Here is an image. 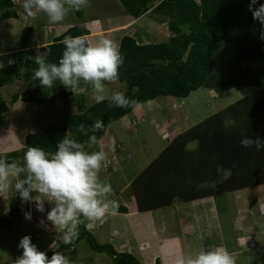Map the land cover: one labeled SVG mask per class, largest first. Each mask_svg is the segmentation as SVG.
I'll list each match as a JSON object with an SVG mask.
<instances>
[{"label":"trees","instance_id":"1","mask_svg":"<svg viewBox=\"0 0 264 264\" xmlns=\"http://www.w3.org/2000/svg\"><path fill=\"white\" fill-rule=\"evenodd\" d=\"M125 11L139 17L153 5L151 12L167 19L170 36L164 42H138L124 35L119 51L124 58L119 68V82H124L123 93L130 99L145 101L158 96L184 98L200 87H255L252 92L222 109L215 111L190 128L175 135L131 182L140 210L169 206L174 201H190L209 195L215 196L264 183V149L244 148L243 137L264 141V41L260 25L248 10L249 0H118ZM264 3V0H259ZM17 17L12 0H0V20ZM186 25L187 31L181 26ZM88 31L77 24L69 26L41 50L46 63H57L66 35H86ZM38 68L33 58L13 61L0 67V89L14 79L25 82L22 100L43 104L51 99L73 95L59 82L52 89L42 88L32 75ZM83 87V85H82ZM18 99L13 94L11 102ZM8 110V103L0 91V113ZM131 111L130 108L110 107L109 102H93L82 111L72 113L62 122L48 125L39 133H28L25 145L4 155L9 162L19 158L28 146H38L46 152H55L56 145L71 132L77 142L87 137L76 131L83 123L91 126L96 119L103 120L105 130L95 133L103 137L110 122ZM92 133H89L91 135ZM196 141L197 146L188 148ZM157 164V165H156ZM235 165V167H233ZM231 168L232 175L222 181L217 167ZM23 178V174H21ZM208 182L209 186L200 185ZM30 202L22 203L18 194L11 197L8 215L0 217V226L11 230L16 216L29 213ZM220 208V207H219ZM122 212L124 207H119ZM221 213V212H220ZM224 218V217H223ZM81 240L95 252H106L113 264H142L128 251H116L110 243H98L92 232L83 225L73 244H59L54 250L43 251L50 258L54 251L73 248ZM154 264H160L156 257Z\"/></svg>","mask_w":264,"mask_h":264},{"label":"rangeland","instance_id":"2","mask_svg":"<svg viewBox=\"0 0 264 264\" xmlns=\"http://www.w3.org/2000/svg\"><path fill=\"white\" fill-rule=\"evenodd\" d=\"M12 1L18 10L21 6L20 0ZM99 2H102V0H90L89 8L91 12L96 13L100 11V13H104L103 11L105 9L104 7H101ZM118 2V0H112L109 6L114 8ZM88 11L89 10L81 11V16L85 17L88 14ZM79 18H81L80 15L77 13L75 14V11L69 8L68 15L64 21L69 22L71 19ZM46 20L47 17L43 13H38L35 19L29 18L26 14H24L21 15L20 18L13 19L11 21L2 20L0 22V49L3 50L9 47H16L20 44L32 43L33 37L30 36L29 27L33 29L32 34L36 32V36L34 35V38L37 37L36 42L39 43L42 35L40 25L46 22ZM11 22L13 23V27L9 28L7 25L12 26ZM165 25L167 35H164L162 34V31H159L154 33V35L147 34L144 37V40L147 42L167 41L171 33L168 31L167 22ZM181 28L183 31H187L186 25H182ZM95 33L97 34L98 32ZM12 55L13 54H8L6 57H13L14 55ZM23 59L24 58L19 55L15 56L16 61ZM25 87L26 84L24 81L14 79L11 83L5 84L0 89L3 99L9 104L8 111L0 113V127H6L8 129L12 124L13 126L11 127L14 131L11 132L6 130L5 134L10 137V141H12L13 137H15L12 142L16 140L19 143L17 148L13 146L14 144L4 148L0 146L4 149L0 148V156H3L9 151L19 150L22 148L25 145L24 137L26 134L39 133L48 125L56 122H62L70 114L82 111L85 107L96 101L90 95V91L87 86H84L85 90L77 95H71L64 99H51L50 101L38 105L33 102H26L22 100V91ZM125 89L126 87L124 82L116 81L114 83H109L105 86V95L107 97L112 91L123 92ZM246 91V87L227 86L211 89L200 87L199 89L191 92L189 96L181 98L183 100L181 105H179L180 100H177L175 97L169 95L158 96L151 99L155 102L151 110L142 109V112L144 113V120L137 121L136 123V119H133L132 122L134 123H131V116L133 115L131 113L133 112L131 109V111L127 113V117L121 119L120 121L119 119L114 121L111 127L106 128L103 137L98 139V144L90 145L88 142H84L83 144L85 145V150L89 152L100 149H112V151H109L108 153V160L102 165L98 173V179L101 182L108 179L111 183L112 194L110 198L117 200L119 206H123V201L127 200L126 198L129 199L132 197L134 199L135 196L132 195L133 186L129 183L132 182L134 177H136L151 161L159 157L161 151L171 142L174 135L190 128L192 125L208 117L215 111L233 103L234 100L243 95ZM13 94H17L18 97H21V99L19 97V100L17 99L16 102L12 103L11 98ZM126 118L129 119V125L125 122ZM168 119H173V123H168ZM121 121H123L122 126L120 125ZM164 121L166 125H163ZM110 135L114 136L112 146L109 143ZM195 146H197V142L193 141L188 144L187 147L193 148ZM114 168L116 169L114 170ZM207 183L208 182H203L200 186L202 188L209 186ZM262 187L264 188V185H262ZM257 188L258 187L256 186L253 188L250 187L248 190H242L243 196L241 197L243 198L235 192L229 195L223 193L225 194L223 197L221 194L219 195L221 229L224 231L226 240L228 241L227 245L224 242L220 244L214 243L217 241L216 239L218 236H214L215 239H208L209 234H218V229L220 228L219 221L216 230L212 228V232H210L209 227L203 226L205 230H203L204 234L186 235L184 237V247L186 251L184 250L183 254L178 252V254H194L198 251L195 250L196 247H204L207 249L211 246H223L230 252H234L236 254V264H264V247H248L245 243L239 245L238 242L239 239L246 234V232H249L250 235L253 236H259V233H262L264 230V215H262L259 211H254V214L252 213V217L244 218L242 223L240 220L241 217L239 218L236 215L237 208L239 209L237 213L241 212L246 216L251 215V207L245 206L244 202L248 199L247 197L251 196L249 197L250 201L254 200L255 203H259L263 196L259 194ZM120 190L122 191L119 192ZM8 193L0 194V213L5 211L6 215L8 213L7 209L9 201L15 192ZM32 195H36V193H32ZM225 197L227 202H225ZM230 204H233V211L230 214L231 217L229 216L230 211H227L230 208ZM29 206H31V210L33 211L31 220H27L25 217L16 216L15 224L11 230H7L0 226V264H13V261L22 254V250L18 248V244L25 235L31 237L32 243L35 244L40 251L52 250L49 245L52 244L53 240H57L58 246L61 244L57 239L59 234L56 229L46 221V215H40L36 210L34 203L30 202ZM257 209L258 208L255 207V210ZM48 210H50V205L46 203L45 212ZM174 213L175 211L173 210V213H171L172 217L174 216ZM40 216L42 217L40 220H45L44 226H41L39 223L40 220H37ZM111 216L112 215H107L103 221L95 223L97 229V224L100 226V230H94L95 228L93 227L90 231L98 243H110L116 250V240H110L109 219ZM140 216V220H137L140 225L136 223V226L131 225L130 228H121L119 239L122 240L124 245H136L138 242H143L144 239L142 236H145L151 228V225L148 223V213L146 212L144 215ZM177 220H180V218ZM117 221L121 224L125 222V219L120 217ZM243 223L245 228L255 223L257 226L259 225L258 227L262 230L249 228L244 230L242 226ZM176 226L177 225L174 224V221H172L167 224L165 228L163 227L165 235L176 234ZM208 230L209 233L207 234ZM255 240L256 239H254L253 242ZM206 242L212 244L206 245ZM249 243L252 244V241ZM259 243L264 242L257 240V244ZM148 250H143L142 253L144 254L149 252ZM62 253L69 256L74 264H113L110 256L106 252L93 251L87 245L85 240H81L76 246L63 251ZM164 257L165 256H163V258Z\"/></svg>","mask_w":264,"mask_h":264},{"label":"clouds","instance_id":"3","mask_svg":"<svg viewBox=\"0 0 264 264\" xmlns=\"http://www.w3.org/2000/svg\"><path fill=\"white\" fill-rule=\"evenodd\" d=\"M20 2L27 17L35 19L38 13H43L49 24L62 22L68 15L69 8L80 11L90 6V0ZM248 10L252 13L253 20L259 22V38L264 41V3L249 0ZM61 44L64 51L58 64L46 63V54L35 57L38 68L32 79L39 81L42 88L52 89L59 82L73 95H77L85 90L83 85L87 86L90 95L97 102L107 99L110 107L130 108L133 112L152 109L155 103L153 100L130 99L121 91H112L106 97V84L118 81L119 68L124 62L119 46L113 40L101 38L95 43H89L87 36L66 35ZM9 63L13 61L9 60ZM112 123L114 122H110L108 127ZM101 130H105L101 119H96L90 128L81 123L76 129L87 137L90 145L99 143L95 133ZM240 144L244 148L254 146L257 151L264 149V141L258 138L243 137ZM56 149L55 152H46L41 147L28 146L21 157H13L10 162L7 155L0 156V194L15 192L22 203H34L40 213H45L46 203L50 205L46 221L56 229L60 243L68 245L78 239L80 225L91 230L96 222L103 221L107 215H116L119 203L110 198L112 186L109 180L101 182L98 179L99 170L108 160V153L112 149L86 151L85 145L77 142L71 132L58 141ZM217 173L222 181H227L232 170L218 166ZM31 218L30 213H25V219ZM39 223L44 226L45 220L42 219ZM49 247L56 249L57 240H53ZM18 248L22 250V254L13 264H74L69 256L60 251H54L49 258L32 243L28 235L19 241ZM175 264H236V254L223 246H214L200 249L194 254L181 255Z\"/></svg>","mask_w":264,"mask_h":264},{"label":"crops","instance_id":"4","mask_svg":"<svg viewBox=\"0 0 264 264\" xmlns=\"http://www.w3.org/2000/svg\"><path fill=\"white\" fill-rule=\"evenodd\" d=\"M95 1V0H94ZM112 0H102V2H99L101 7H104V13H100V11L94 13L90 11L89 7L83 8L80 11H75V14L77 13L80 15L81 18L79 19H71V21L66 22L62 21L57 24H49L48 21L42 23L40 25V28L42 29V35L40 37V42L37 43V37L34 38V35L36 36V32L33 33V29L29 27V33L31 34L30 36L33 37L32 43H27V44H20L16 47H9L5 49H0V64L5 65L9 63V60L11 61H16L15 56L19 55L21 57L25 58H33L40 54L41 55V50L43 47H45L48 43L52 41L54 37L57 35L61 34L64 30H66L69 26L77 24L82 28H85L88 33L85 35L88 37V42L89 43H95L97 40L101 38H108L113 40L117 45H119L120 39L124 35H131L138 42H147L144 40V37L149 34V35H154V33H157L159 31H162L164 35H167V31L165 30V23L167 22V19L163 15H156L151 12V9L154 7L155 4H153L147 12L142 14L139 17H133L130 14H128L123 6H121L120 2H118L117 5L114 6V8L110 7L109 4L111 3ZM21 5V4H20ZM16 8V7H15ZM67 8V7H66ZM107 8V9H106ZM85 10H89L87 15L85 17H82L80 12ZM24 10L22 6H20L17 10V17H12L8 19H1L2 20H13V19H18L21 17V15H24ZM150 19V20H148ZM98 21V23L96 22ZM159 22V23H158ZM12 23V22H11ZM9 28L13 27L11 25H7ZM169 31V30H168ZM95 32H98L97 34ZM161 34V35H162ZM38 35V34H37ZM101 35V36H99ZM46 36V37H45ZM169 38V37H168ZM93 39V41H92ZM168 40V39H167ZM22 49V50H21ZM23 52V53H22ZM8 54H13L12 56L14 57H6ZM23 59V60H24ZM84 87V86H83ZM247 91L238 97L236 100L252 93L255 92L256 88L255 87H246ZM210 89V88H208ZM24 91V90H23ZM22 91V93H23ZM193 92V91H192ZM191 93V92H190ZM242 94V93H240ZM264 95V91L262 92L261 96ZM189 96V95H188ZM20 97V96H19ZM18 97V98H19ZM173 97V96H172ZM177 100H180V104H182L183 100L180 97H175ZM185 98V97H184ZM21 99V97H20ZM19 100V99H18ZM234 100L233 102H235ZM178 106V105H177ZM173 107V106H172ZM179 107V106H178ZM9 108V104H8ZM8 111V110H7ZM144 111V110H143ZM133 115L131 116V123L133 119H136L137 121H142L144 120L143 117V112L142 110H138L136 112H131ZM127 117V114L124 115L119 119H124ZM125 122L129 125V119L126 118ZM173 123V119H168V123ZM157 124V123H156ZM166 125L165 121L163 122V125ZM120 125H123V121H121ZM13 126L12 124L9 126L7 129L6 127H0V146L1 147H7L10 146L11 144H14L16 148L19 146V143L13 139L10 141V137H8L5 133V131H14L12 129ZM193 126V125H192ZM178 134V133H177ZM175 136V135H174ZM114 136L110 135L109 138V143L112 146ZM0 147V148H1ZM1 148V149H3ZM4 150V149H3ZM112 151V150H111ZM110 151V152H111ZM116 168H114L115 170ZM118 169V168H117ZM132 181V180H131ZM131 184V182L129 183ZM128 185V184H127ZM264 183H260L254 186H250L251 188L253 187H258V192L263 198L259 201V203H255L254 200L250 201L251 196L247 197L248 199L244 202V205L247 207H251V215L246 216L243 215L241 212L237 213L239 210L237 208L236 215L240 218L241 223L244 218L252 217V213L254 214V211H259L262 215H264V188L262 187ZM241 188L238 190L230 191L225 193L226 195L233 194L235 192L236 194H239L240 197L243 196L242 190H248V188ZM125 188V187H123ZM120 190L119 192H121ZM118 192V194H119ZM9 194V193H8ZM225 194H221L222 197ZM132 195L134 193L132 192ZM248 195V194H247ZM250 195V194H249ZM245 196V195H244ZM243 198V197H241ZM127 200L123 201V206L119 207H124V211H120L118 208V212L116 215H112L111 218L109 219V229H110V240H116V251H128L132 253L142 264H154L156 257H159L160 259V264H175L176 259L181 256L180 254L184 253L185 247H184V237L186 235H202L203 233V226L209 227L210 232H212V228L216 230L217 224L219 223L221 219L220 215V208L219 205L215 202V196L209 195L204 198L200 199H192L190 201H174L171 205L169 206H162V207H154L151 209L147 210H140L138 207V203L136 201V198L134 199L130 197L129 199L126 198ZM230 199V198H229ZM250 201V202H249ZM225 202L226 197H225ZM230 208L227 211H230L229 216L231 212L233 211V204L229 205ZM255 207L258 208L255 210ZM3 208V207H2ZM174 208V209H173ZM241 208V207H239ZM9 209V208H8ZM7 209V212H8ZM175 211L174 216H171V213H173V210ZM32 210L31 206L29 208V213L32 215ZM148 213L149 215V225H151V228L149 231L145 234V236L142 238L144 239L143 242H138L136 245H124L122 243V240H120V231L121 228H130L131 225H135L136 223L139 224L137 220H140V215H144V213ZM250 212V211H249ZM40 215L44 216L47 215V212L45 213H40ZM8 215V213H7ZM6 212L3 211L0 213V217L7 216ZM124 218L125 222L119 224L117 221L118 218ZM231 217V216H230ZM233 217V216H232ZM42 217H38V221ZM180 218V220H177ZM224 219V218H223ZM174 221V224H176V234H168L165 235V232L163 229L167 226V224L171 223ZM177 221V222H176ZM97 223V222H96ZM178 223V224H177ZM220 228L218 229V234H209L208 239H215L214 236L217 237V241L214 243L220 244L224 242L226 245L228 244V241L226 240L224 231L221 229V221H220ZM96 225V224H95ZM98 229L96 226H94V230H100V226L97 224ZM244 230L249 228V229H257V230H262L259 228L255 223L251 224V226L246 227L244 223L242 224ZM241 226V227H242ZM164 227V228H163ZM205 231V230H204ZM209 233V230L207 234ZM257 237V238H255ZM201 238V237H200ZM262 238V239H261ZM256 239L254 242L253 240ZM257 240L263 241L264 242V230L262 233H259V236H253L250 235L249 232H246L244 236H242L239 239V245L245 243L246 246L248 247H264V243H259L257 244ZM252 241V244L249 242ZM212 243L206 242V245H209ZM139 245H145L147 248H140ZM212 247V246H211ZM204 248V247H203ZM203 248L196 247L195 250H200ZM150 249V250H148ZM206 249V248H204ZM45 250V249H43ZM143 250H148L149 252L142 253ZM186 251V250H185ZM178 252H181L178 254ZM175 253V255H174ZM187 255V254H186ZM163 256H165L163 258Z\"/></svg>","mask_w":264,"mask_h":264},{"label":"built area","instance_id":"5","mask_svg":"<svg viewBox=\"0 0 264 264\" xmlns=\"http://www.w3.org/2000/svg\"><path fill=\"white\" fill-rule=\"evenodd\" d=\"M139 247L142 249V248H145V245H139Z\"/></svg>","mask_w":264,"mask_h":264}]
</instances>
